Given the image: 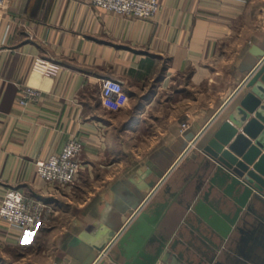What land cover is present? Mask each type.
I'll list each match as a JSON object with an SVG mask.
<instances>
[{
  "label": "crops",
  "instance_id": "crops-1",
  "mask_svg": "<svg viewBox=\"0 0 264 264\" xmlns=\"http://www.w3.org/2000/svg\"><path fill=\"white\" fill-rule=\"evenodd\" d=\"M158 3L152 19L83 0H5L0 8V205L16 188L52 207L31 234L0 217V264H84L75 238L101 227L122 233L137 211L158 205H166L159 231L210 252L188 205L211 174L196 142L260 60L250 50L264 45V0ZM103 79L120 81L123 92L105 99ZM24 86L41 97L21 105ZM70 138L83 145L81 172L59 192L36 163ZM250 208L212 264H264V201ZM99 258L89 264L123 263L116 245Z\"/></svg>",
  "mask_w": 264,
  "mask_h": 264
},
{
  "label": "water",
  "instance_id": "water-1",
  "mask_svg": "<svg viewBox=\"0 0 264 264\" xmlns=\"http://www.w3.org/2000/svg\"><path fill=\"white\" fill-rule=\"evenodd\" d=\"M250 53L260 58L254 71L222 115L215 118L196 142V149L210 162L211 174L207 189L196 193L195 203L188 205L201 218L196 230L213 246L208 247L211 253L192 242L186 243L187 246L183 240L173 239L165 233V226L159 231L166 205H158L137 211L139 215L122 233L101 227L94 233L85 231L75 238L74 245L83 247L76 257L84 264H89L98 252L100 262L114 245L123 260L120 264H212L216 250L228 238L241 214L251 210L253 201H264V45L263 48L255 46ZM216 188L221 189L219 197L213 196ZM212 197L218 198L219 206L212 203ZM137 204L132 209H137ZM203 224L206 227H202ZM203 228H207L212 237L217 236L219 243L206 237ZM180 237L183 238V234Z\"/></svg>",
  "mask_w": 264,
  "mask_h": 264
},
{
  "label": "built area",
  "instance_id": "built-area-1",
  "mask_svg": "<svg viewBox=\"0 0 264 264\" xmlns=\"http://www.w3.org/2000/svg\"><path fill=\"white\" fill-rule=\"evenodd\" d=\"M91 6L100 7L109 12L126 15L136 19H152L158 13V0H83ZM5 0H0V8ZM45 73H56L57 69L41 66ZM123 92V84L115 79H103L101 94L105 99H113ZM41 92L31 87H22L19 103L23 106L37 101ZM83 145L77 138H70L58 153L46 160L36 163L38 175L55 191L63 192L73 186L81 172L80 155ZM52 207L44 200L28 197L19 189H9L0 205V217L5 219L10 227L20 233L31 234L40 230L48 219Z\"/></svg>",
  "mask_w": 264,
  "mask_h": 264
},
{
  "label": "rangeland",
  "instance_id": "rangeland-1",
  "mask_svg": "<svg viewBox=\"0 0 264 264\" xmlns=\"http://www.w3.org/2000/svg\"><path fill=\"white\" fill-rule=\"evenodd\" d=\"M72 187V186H71ZM71 187L70 188H68V189H66L65 191H63V192H70V189H71Z\"/></svg>",
  "mask_w": 264,
  "mask_h": 264
}]
</instances>
